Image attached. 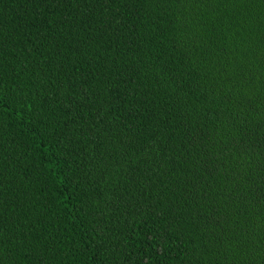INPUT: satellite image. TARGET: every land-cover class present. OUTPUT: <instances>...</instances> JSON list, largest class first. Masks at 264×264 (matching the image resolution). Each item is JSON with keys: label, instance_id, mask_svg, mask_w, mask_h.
<instances>
[{"label": "trees", "instance_id": "obj_1", "mask_svg": "<svg viewBox=\"0 0 264 264\" xmlns=\"http://www.w3.org/2000/svg\"><path fill=\"white\" fill-rule=\"evenodd\" d=\"M263 67L264 0H0V264H264Z\"/></svg>", "mask_w": 264, "mask_h": 264}, {"label": "bare ground", "instance_id": "obj_2", "mask_svg": "<svg viewBox=\"0 0 264 264\" xmlns=\"http://www.w3.org/2000/svg\"><path fill=\"white\" fill-rule=\"evenodd\" d=\"M260 65H262V64H260ZM262 66H263V65H262ZM262 66H261V67H262ZM263 69H264V67H263ZM263 72H264V70H263ZM133 215H134V214H133ZM128 216H130V215H128ZM128 216H127V217H128ZM131 216H132V215H131ZM127 217H126V218H127ZM130 218H131V217H130ZM130 218L128 217L129 220H130ZM136 218H137V217H136ZM136 218H134V219H136ZM138 218H139V217H138ZM134 219H133V222H134ZM129 220H128V221H129ZM125 221H126V220H125ZM131 221H132V220H131ZM135 221H136V220H135ZM136 222H137V221H136ZM136 222H135V223H136ZM123 223H124V222H123ZM129 223H130V221H129ZM137 224H139V223H136V225H137ZM123 225H124V224H123ZM126 225L129 226L128 223H127ZM132 225H133V224H132ZM132 225H131V226H132ZM136 225H135V226H136ZM120 226H121V225H120ZM123 227H124V226H123ZM125 228H126V227H125ZM127 228H128V227H127ZM131 228H132V227H131ZM133 229H134V228H133ZM143 229H144V228H143ZM141 230H142V229H141ZM136 231H137V230H136ZM138 231H139V230H138ZM145 231L147 232L146 229H145ZM122 233L125 234L126 231H123ZM129 233H130V230H129ZM133 233H134V232H133ZM136 233H138V232H136ZM139 233L141 234L142 232H139ZM147 233H148V232H147ZM130 234H131V233H130ZM131 235H132V234H131ZM133 235H134V234H133ZM136 235H137V234H136ZM142 235H143V233H142ZM137 236H139V235H137ZM119 237L121 238V236H119ZM125 237H128V236L126 235ZM129 237H130V236H129ZM131 237L133 238V236H131ZM134 237H135V236H134ZM147 237H148V236H147ZM118 239H119V238H118ZM118 239H117V240H118ZM125 239H126V238H125ZM135 239H137V237H135ZM138 240H139V238H138ZM138 240H137V241H138ZM142 240H143V238H142ZM122 241H123V240H122ZM122 241H121V243H122ZM124 242L126 243V241H124Z\"/></svg>", "mask_w": 264, "mask_h": 264}]
</instances>
